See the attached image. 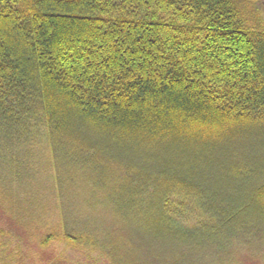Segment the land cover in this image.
<instances>
[{
    "label": "trees",
    "instance_id": "obj_1",
    "mask_svg": "<svg viewBox=\"0 0 264 264\" xmlns=\"http://www.w3.org/2000/svg\"><path fill=\"white\" fill-rule=\"evenodd\" d=\"M259 21L242 0H0V146L23 143L40 114L60 172L78 156L102 187V163L136 160L143 171L106 193L110 208L129 218L145 204L147 217L129 219L150 254L190 255L209 239L170 224L184 215L171 196L199 200L227 227L264 218V144L242 149L250 134L264 139ZM221 138L239 143L206 172ZM98 236V258L126 264L127 250ZM149 257L137 264H157Z\"/></svg>",
    "mask_w": 264,
    "mask_h": 264
},
{
    "label": "rangeland",
    "instance_id": "obj_2",
    "mask_svg": "<svg viewBox=\"0 0 264 264\" xmlns=\"http://www.w3.org/2000/svg\"><path fill=\"white\" fill-rule=\"evenodd\" d=\"M242 1L260 17L259 22L264 28V0ZM31 123L33 128L29 127L22 144H14L13 140L10 146H0V258H4L0 259V264H97V260L104 264L98 258L97 245L91 244V240L98 235L111 239L118 250H127L129 257L126 264L145 262L151 259L150 255L155 257L152 260L158 261L157 264H181L183 260L188 264H264V218H241L242 227L240 224L227 227V222L219 221L206 212L199 200L181 197L182 194L169 199L174 208L184 203V215L176 216L174 224H170L183 232L198 226L206 232L209 240L186 256L183 253L185 250L177 246H168L165 255L157 252L150 254L139 239L143 238L142 228L137 220H131L144 219L149 214V208L145 204L140 205L129 219L111 209L106 197L108 191H117L121 178L138 176L143 171L139 169L140 163L135 160L134 165L127 168L124 160L120 163L121 159H127L125 156L107 165V168L102 163L112 178L102 182L104 186L97 187L85 174L89 166L85 164L84 169L79 165L81 160L78 156H74L75 163L64 166L62 172L59 168L55 169L43 118L38 114ZM261 133L264 134V131ZM250 135L247 142H243L245 149L242 148L249 154L261 149L264 144V139L257 134ZM221 141L222 138V152L219 151L213 159H193L202 163L207 159L211 165L206 167V172L213 167L212 173H216V167L227 159L224 151L228 149L223 147L235 149L234 146L239 143L236 139ZM229 179L224 181L232 183ZM11 199L15 204L8 203ZM27 221H31L30 224H25ZM67 233L76 235V239L71 241L64 237ZM47 238L44 243L41 242ZM154 248L160 250L163 247L155 245ZM6 257H12L13 261L4 262ZM104 258L108 264L111 263L108 254Z\"/></svg>",
    "mask_w": 264,
    "mask_h": 264
}]
</instances>
